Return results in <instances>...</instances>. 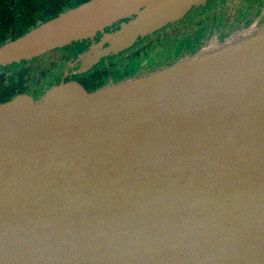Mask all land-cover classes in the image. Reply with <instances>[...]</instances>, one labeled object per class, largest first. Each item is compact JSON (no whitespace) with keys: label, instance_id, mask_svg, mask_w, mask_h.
Here are the masks:
<instances>
[{"label":"water","instance_id":"obj_1","mask_svg":"<svg viewBox=\"0 0 264 264\" xmlns=\"http://www.w3.org/2000/svg\"><path fill=\"white\" fill-rule=\"evenodd\" d=\"M201 1L88 0L0 45V67L129 18L85 62L119 53ZM196 54L0 103V264H264V38L172 71Z\"/></svg>","mask_w":264,"mask_h":264},{"label":"flooded vegetation","instance_id":"obj_2","mask_svg":"<svg viewBox=\"0 0 264 264\" xmlns=\"http://www.w3.org/2000/svg\"><path fill=\"white\" fill-rule=\"evenodd\" d=\"M80 1L83 0H0V45ZM128 20L122 18L98 30L93 37L55 49L45 58L34 59L31 63L35 71L25 81L28 88L23 93L33 101L43 99L61 85L90 93L163 69L196 54L210 42H222L240 30L264 23V0H202L183 19L145 36L128 49L98 54L86 63L91 49L108 41ZM181 43H186L184 52L177 49Z\"/></svg>","mask_w":264,"mask_h":264},{"label":"bare ground","instance_id":"obj_3","mask_svg":"<svg viewBox=\"0 0 264 264\" xmlns=\"http://www.w3.org/2000/svg\"><path fill=\"white\" fill-rule=\"evenodd\" d=\"M263 38L264 26L253 32L242 33L240 36H238V38H235L231 41H226L221 46H212L211 48H207L201 52H198L195 56L177 63L172 67V71L185 69L195 65H201L220 59L230 58L236 53L245 50L248 46L259 43ZM166 72L169 71L167 70Z\"/></svg>","mask_w":264,"mask_h":264},{"label":"trees","instance_id":"obj_4","mask_svg":"<svg viewBox=\"0 0 264 264\" xmlns=\"http://www.w3.org/2000/svg\"><path fill=\"white\" fill-rule=\"evenodd\" d=\"M86 1L88 0L76 2L71 8ZM33 68V63L0 67V103L10 101L18 95L25 94L23 92L28 88L25 81H27L33 74V71H35ZM10 97L14 98L10 99Z\"/></svg>","mask_w":264,"mask_h":264},{"label":"rangeland","instance_id":"obj_5","mask_svg":"<svg viewBox=\"0 0 264 264\" xmlns=\"http://www.w3.org/2000/svg\"><path fill=\"white\" fill-rule=\"evenodd\" d=\"M194 7V6H193ZM192 7V8H193ZM190 13V11L184 16V17H186L188 14ZM183 17V18H184ZM182 18V19H183ZM181 20V19H180ZM179 21V20H178ZM171 24V23H170ZM164 28V27H163ZM93 37V36H92ZM139 39H138V41H140V40H142V38H144V37H138ZM228 38V37H227ZM109 39V38H108ZM191 41V40H190ZM189 41V42H190ZM214 44H216V43H214V42H211V43H209L208 45H207V47H209L210 48V46H213ZM67 46V45H66ZM65 47V46H64ZM207 47H205V48H207ZM63 48V47H62ZM57 49H60V48H57ZM177 49L179 50V52H184V51H186V49H187V47H186V43H181V44H179L178 46H177ZM53 51V50H52ZM51 52V51H50ZM50 52H48L47 54H45V55H43V56H41V58H45L47 55H49V53ZM52 53V52H51ZM40 58V57H39ZM23 64H27V62H25V61H23L21 64H14V65H23Z\"/></svg>","mask_w":264,"mask_h":264}]
</instances>
